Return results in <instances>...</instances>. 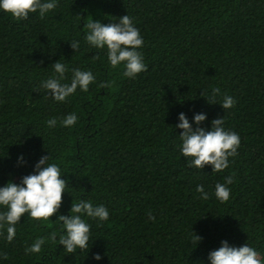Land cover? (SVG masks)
<instances>
[{
  "label": "trees",
  "instance_id": "1",
  "mask_svg": "<svg viewBox=\"0 0 264 264\" xmlns=\"http://www.w3.org/2000/svg\"><path fill=\"white\" fill-rule=\"evenodd\" d=\"M126 14L143 37L147 65L131 79L84 39L91 19L108 24ZM58 60L69 69L65 82L72 69L93 73L87 92L65 102L46 95L40 83ZM212 88L220 89L217 103L229 95L233 107L209 103ZM180 112L189 121L205 113L206 129L223 117L239 134L223 172L187 167L175 128ZM70 113L77 123L61 126ZM48 154L67 180L59 214L81 198L104 205L109 219H88V250L66 254L48 239L59 238L55 214L46 221L25 214L11 243L0 237V264H208L222 240L246 243L264 259V0H57L44 18L0 12V186L19 183ZM229 176L222 204L215 185ZM194 234L202 237L195 249ZM41 237V252L26 254Z\"/></svg>",
  "mask_w": 264,
  "mask_h": 264
},
{
  "label": "clouds",
  "instance_id": "2",
  "mask_svg": "<svg viewBox=\"0 0 264 264\" xmlns=\"http://www.w3.org/2000/svg\"><path fill=\"white\" fill-rule=\"evenodd\" d=\"M57 8V0H0V12L10 14L13 18L24 20L30 13H38L41 18ZM85 42L90 48L104 50L107 61L112 68L123 66V76L134 78L146 71L142 52L144 40L140 30L134 25L133 19L127 14L103 24L99 20H90L86 25ZM70 47L76 51L80 47L79 41H72ZM53 75L41 81L40 87L50 95L54 102H65L76 93L77 89L87 92L89 85L95 82L96 77L91 71L72 69L69 82L66 73L69 69L64 63H52ZM106 86V85H102ZM220 93L219 88L211 89L209 103L219 104L223 110L233 107L235 101L229 95H224L217 103L215 97ZM201 95L206 97L205 92ZM75 113L66 115L59 121L63 127L71 128L77 123ZM207 120L205 113H194L191 121L184 112L177 114L176 129L182 130L179 134L181 141L180 154L188 168L197 170L210 166L212 172H223L229 166V158L235 157L240 145L238 133L224 127V119L218 118L210 122V127L201 125ZM49 128L57 125V119L47 122ZM195 126V127H194ZM19 164L24 163L23 156H18ZM60 167L50 163V156H41L34 164L32 173L23 176L19 183L8 181L0 186V237L11 243L16 237V226L20 218L26 216L36 221L50 220L54 214L59 222V238L53 232L48 239L62 246L66 254H75L78 250H88L90 242V225L88 219L104 222L109 219V210L104 205H94L90 200L79 199L71 203L67 215L59 214L62 203V194L67 192V180L61 178ZM232 177L225 179L224 183L215 185L214 195L220 203L230 199ZM196 191L202 199H208V193L202 185H197ZM152 217L149 216V219ZM202 237L194 234L192 244L195 249ZM46 238H38L25 248L26 254L40 253ZM6 259V257H5ZM99 261V255L94 256ZM208 264H264V259L254 247L244 244L240 247L230 246L226 240L207 255Z\"/></svg>",
  "mask_w": 264,
  "mask_h": 264
}]
</instances>
